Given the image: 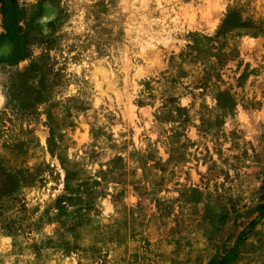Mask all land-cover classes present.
<instances>
[{
	"label": "rangeland",
	"instance_id": "rangeland-1",
	"mask_svg": "<svg viewBox=\"0 0 264 264\" xmlns=\"http://www.w3.org/2000/svg\"><path fill=\"white\" fill-rule=\"evenodd\" d=\"M0 264H264V0H0Z\"/></svg>",
	"mask_w": 264,
	"mask_h": 264
},
{
	"label": "bare ground",
	"instance_id": "bare-ground-1",
	"mask_svg": "<svg viewBox=\"0 0 264 264\" xmlns=\"http://www.w3.org/2000/svg\"><path fill=\"white\" fill-rule=\"evenodd\" d=\"M93 70H94V69H93ZM95 72H96V71H95ZM95 72H94V73H95ZM100 72H101V71H100ZM100 72H99V74H100ZM100 75H102V72H101V74H100ZM94 76H95V75H94ZM104 76H105V75H104ZM93 79H94V78H93ZM95 79H96V78H95Z\"/></svg>",
	"mask_w": 264,
	"mask_h": 264
}]
</instances>
